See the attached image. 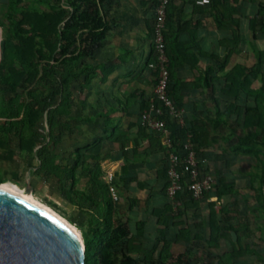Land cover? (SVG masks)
Here are the masks:
<instances>
[{"label":"trees","instance_id":"trees-1","mask_svg":"<svg viewBox=\"0 0 264 264\" xmlns=\"http://www.w3.org/2000/svg\"><path fill=\"white\" fill-rule=\"evenodd\" d=\"M102 1L0 0V28L3 30L0 42V152L3 157L13 161L16 156L11 146L12 136L20 154L39 161L41 167L36 168V173L57 180L59 196L75 205L85 217L83 222L72 218L70 223L81 230L86 264H213L216 259L222 264L225 258L228 264H235L247 257L264 264V251L250 236L251 228L261 230L258 221L264 216V0L209 2L214 5L217 28L231 31V37L222 42L226 55H207L213 65L206 70L211 82L221 84L225 98L224 110L218 104L215 126L225 125L230 129L231 134L226 138L227 150H213L209 128L204 122L198 124L184 117L185 124L180 126L177 120L168 116L164 119L173 143L172 152L183 156L184 141L188 134L191 135L202 174L211 175L215 180L213 190L205 193L203 199L215 196L218 201L208 204L207 226L200 224L195 236H192L191 225L185 223L182 226L188 229L179 230L174 242L167 241L166 232L161 230L162 237L154 246H149L145 239V220L135 223L129 218L117 220L118 202L114 201L109 186L101 180L99 167L93 168L89 189H79V172L90 170L87 167L89 156L90 159L99 156L102 143L95 146L98 152H91L89 156L76 149L74 161L67 167L58 162L55 148L51 149L52 143L56 146L53 137L57 128H62L59 121L70 115L73 86L87 70L81 62L93 55L106 39V25L98 8ZM159 1L152 0L154 19ZM172 2L167 6L165 32L170 60L169 96L178 108L183 109V104L171 93L172 57L167 31ZM247 45L256 54L252 66L243 62ZM46 121L49 131L45 127ZM152 133L161 142L162 135ZM244 159L256 162L258 171L255 173L241 166L240 160ZM168 167L169 160L166 174ZM28 169H32L31 165ZM246 175L248 180L242 182ZM168 185L167 178L166 195ZM244 187V193L239 194L242 202L238 198H234L233 203L225 201ZM174 203H182V209L186 211L202 210L201 203L190 192H181L164 209L155 211L157 225L163 230L170 228L173 216L170 218L169 215L173 214ZM49 205L58 210L54 202ZM218 205L221 207L217 211ZM182 209L179 211L181 216ZM233 232L238 236L237 242L233 240ZM183 239L189 246L174 249ZM192 240L198 244L196 251L191 246Z\"/></svg>","mask_w":264,"mask_h":264},{"label":"crops","instance_id":"crops-1","mask_svg":"<svg viewBox=\"0 0 264 264\" xmlns=\"http://www.w3.org/2000/svg\"><path fill=\"white\" fill-rule=\"evenodd\" d=\"M198 1L173 0L170 7L167 33L172 57L171 93L183 104L185 118L198 124L206 123L213 150L221 152L227 150L226 138L231 131L225 125L215 126L218 104L224 110L225 98L221 84L211 82L207 77L206 70L213 65L207 55L224 57L226 50L222 42L231 37V31L217 28L213 4L200 5ZM98 8L107 36L94 54L81 62L87 70L73 86L70 115L65 119L66 124L69 123L64 133L69 134L65 145L72 151L64 156V165H72L76 149L89 156L91 152H98L95 146L102 143L100 155L94 159L89 156L87 167L90 170L79 172V189H89L90 175L96 166L104 183L102 164L107 162L108 168L117 166V209L128 207L125 220L131 219L133 214L137 217L134 222H147L145 239L149 246H154L162 237L161 230L166 232L167 241L174 242L179 230L188 229L182 226L185 223L191 225L192 236H195L201 222L208 221V204L218 201L215 196L209 200L195 199L201 203V212L197 208L186 211L182 209V203L172 204L173 214L169 217L173 216V220L169 229L159 227L154 216L155 211L164 209L170 199L165 191L168 149L164 147L163 139L158 142L156 135L144 128L141 121L142 113L154 98L155 88L154 74L148 67L155 58L152 0H103ZM77 135L80 144L74 147ZM252 163V160H240V165L247 170L252 168ZM256 164L254 162L255 167ZM248 178V175L243 176L241 181ZM65 185L67 187V183ZM218 208L219 205L217 211ZM181 209L183 216L179 215ZM194 218L198 219L195 221ZM183 240L174 249L189 246L186 239ZM194 242L192 240L191 245Z\"/></svg>","mask_w":264,"mask_h":264},{"label":"water","instance_id":"water-1","mask_svg":"<svg viewBox=\"0 0 264 264\" xmlns=\"http://www.w3.org/2000/svg\"><path fill=\"white\" fill-rule=\"evenodd\" d=\"M2 185L0 264H86L84 239L81 241L74 230L59 218L4 190ZM22 191L33 195L30 180ZM232 236L237 242V234L233 232Z\"/></svg>","mask_w":264,"mask_h":264},{"label":"built area","instance_id":"built-area-1","mask_svg":"<svg viewBox=\"0 0 264 264\" xmlns=\"http://www.w3.org/2000/svg\"><path fill=\"white\" fill-rule=\"evenodd\" d=\"M171 0H160L155 8V19L153 22V45L155 58L148 65L154 74L155 88L154 98L148 108L142 113L141 121L148 131L160 133L163 145L169 151V167L167 178L169 185L167 196L170 200H176L177 196L187 190L195 199H202L205 193L213 190L215 180L211 175L202 174L199 166L198 156L188 134L183 145V156L172 152L173 143L169 139V131L165 117L177 120L180 126H184V110L178 108L169 96L170 69L169 56L166 48V20L167 6ZM210 0H199L198 4H209ZM107 162L102 164L104 180L109 186L110 193L115 202L119 196L115 186L118 167L108 168Z\"/></svg>","mask_w":264,"mask_h":264},{"label":"rangeland","instance_id":"rangeland-1","mask_svg":"<svg viewBox=\"0 0 264 264\" xmlns=\"http://www.w3.org/2000/svg\"><path fill=\"white\" fill-rule=\"evenodd\" d=\"M2 35H3V30L0 28V42L2 41ZM250 36V35H249ZM248 47V53L243 60L244 63L248 66H252L256 62V54L254 53L253 49L247 45ZM59 122H62V128L59 127L57 128L53 140L56 142V146H53V143L51 144V149L53 147L55 148L54 153L56 152V156H58V162L64 163V156L67 155V152H69L71 149L66 148L65 145V140L69 137V134H64L65 133V128H67V125L69 124L65 122V119H61ZM45 127L48 129V123L47 121L45 122ZM49 131V129H48ZM76 141L73 144V146H79L80 140L79 136H75ZM11 146L12 150L16 151V156L14 157L13 161H7L4 157L3 154L0 152V182H5V183H12V184H18L19 188L25 187L26 183L28 180L31 181V184L34 188V195L35 197H32L43 204H45L47 207L51 208L54 210L50 205L49 202H54L58 210L56 211L58 214L63 216L65 219H67L70 222V219H74L76 222H83L84 221V215L78 210L75 205L70 204L69 202H66L63 200L59 194L57 193V180L56 179H48V175H40L36 173L35 170L36 168L41 167L39 161L34 158H28L26 155L20 154L18 152L17 144L13 137L11 136ZM72 151V150H71ZM31 165L32 169H28L29 166ZM40 165V166H39ZM250 170L252 169L253 172H257L258 170L254 166V162L250 165ZM35 168V169H34ZM235 170H238L235 169ZM237 172V171H234ZM51 178V177H49ZM239 180V178L237 179ZM244 191L239 190V192L236 191L234 196H229L225 198V201L229 203H233L234 198H238L239 202H242V199L239 197V194L243 193ZM125 200L124 196H122V200ZM219 207H221L219 205ZM128 207H122V209L117 211V220L122 221L125 220V215L128 213L127 212ZM219 209V208H218ZM248 214H251L248 212ZM252 216V214L250 215ZM137 219V217L133 214H131V220L134 222ZM264 220V216H262L258 224L260 223L261 225V230L258 229L257 227H253L250 229V236L253 237L255 244L260 247V250L264 251V224H262V221ZM201 222V224L205 227L207 226V222L205 223ZM135 223V222H134ZM73 225V224H72ZM259 225V226H260ZM207 232V230H206ZM170 241V240H169ZM253 241V242H254ZM171 242V241H170ZM194 250L196 251L198 248V244L194 242L193 245H191ZM196 255V252H195ZM220 260L216 259L213 261V264H218ZM260 264V262L253 261L252 258L247 257L245 259H242L240 261H236L235 264ZM222 264H228L227 258H225V261H222ZM234 264V263H233Z\"/></svg>","mask_w":264,"mask_h":264},{"label":"bare ground","instance_id":"bare-ground-1","mask_svg":"<svg viewBox=\"0 0 264 264\" xmlns=\"http://www.w3.org/2000/svg\"><path fill=\"white\" fill-rule=\"evenodd\" d=\"M2 188L6 191H9L11 193L17 194L20 197H22L23 199L36 204L37 206L41 207L42 209L46 210L47 212H49L50 214L54 215L55 217L59 218L60 220H62L65 224H67L70 228H72L74 230V232L77 234V236L80 238V240L82 241V235L80 230L72 225L67 219H65L63 216H61L60 214H58L56 211L52 210L51 208L47 207L45 204H43L42 202L32 198L29 194H26L22 191L21 188H19L18 186H16L15 184L12 183H5L2 185Z\"/></svg>","mask_w":264,"mask_h":264}]
</instances>
